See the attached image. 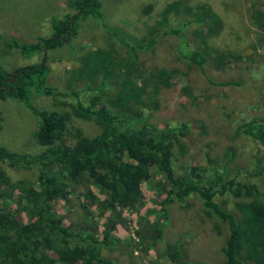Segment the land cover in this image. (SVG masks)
Masks as SVG:
<instances>
[{
  "label": "trees",
  "instance_id": "16d2710c",
  "mask_svg": "<svg viewBox=\"0 0 264 264\" xmlns=\"http://www.w3.org/2000/svg\"><path fill=\"white\" fill-rule=\"evenodd\" d=\"M66 4L65 15L49 19V35L30 43L1 38L5 49L16 50L25 58H40L38 63L12 71L0 65V103L7 99L19 102L38 118L33 139L43 150L34 155L20 154L0 146V264H114L113 258L103 255L118 242L112 239L113 228L123 210L141 204V186L148 184L153 174L162 179L164 202L183 203L196 196L203 215L222 224L218 264H264V190L254 183L239 182L227 171H218L209 157L205 167L180 165V172L174 169L176 155L188 151L191 128L189 123L171 127L154 122L160 111V91L170 88L181 75L173 69L147 70L138 62L139 54L153 53L159 41L156 36L129 44L104 25L99 0H68ZM171 17L184 21L181 30L185 24L199 26L190 39L180 30L162 31V37L172 34L177 38V59L185 67L198 70L211 86H240L239 81L231 80L215 83L205 74L209 64L215 70H225L240 58L217 53L209 46V39L222 30V22L211 8L204 4L194 9L178 2L169 4L147 36L164 29ZM87 18L97 22L116 43L106 51L86 52L80 67L69 72L66 89L61 91L48 82L47 55L68 46L79 22ZM252 18L264 33V13L255 9ZM33 92L50 98L53 106L68 110L35 108L30 101ZM72 119L94 122L99 133L83 136L71 126ZM1 122L0 115V128ZM233 137L247 138L264 152V118L239 124ZM226 157V162L230 161V152ZM252 166L255 176L264 177L259 160ZM3 167H35L36 178L14 183ZM81 185L90 186L81 201L84 210L97 203L91 188L105 196L100 209L108 214V222L102 236L86 224L69 222L57 208L60 203L68 204ZM219 196L230 197L239 215L225 211L216 202ZM157 214L155 226L138 234L140 252L153 249L169 225L164 207L160 206ZM169 257L181 260L184 256L182 250L174 248Z\"/></svg>",
  "mask_w": 264,
  "mask_h": 264
},
{
  "label": "rangeland",
  "instance_id": "374dc122",
  "mask_svg": "<svg viewBox=\"0 0 264 264\" xmlns=\"http://www.w3.org/2000/svg\"><path fill=\"white\" fill-rule=\"evenodd\" d=\"M67 1L0 0V65L12 71L38 63L40 58L37 56L25 58L16 50L5 49L1 38L30 43L37 37L49 35V19L65 15L68 11ZM99 1L102 3L104 25L111 33H117L129 44L142 42L151 36L159 40L152 54H139L138 62L144 68H166L181 73L170 88L160 91V111L154 121L158 126L163 122L171 127L179 123L190 125L189 148L184 155L177 154L173 159L175 171L180 172V165L205 167L206 158L209 157L218 171H227V175L236 176L239 182L254 183L264 190V177L255 176L252 166L254 160H259V164L264 166V152L247 138L233 137L239 124L255 117L264 118V33L252 18L255 9L264 13V0ZM175 2L189 9L207 5L221 20L220 34L209 39L208 44L217 53H231L240 58L225 70H215L209 64L205 74L215 83L231 80L239 81L240 86H211L198 70L185 67L177 59V38L172 34L161 36L162 31L180 30L182 36L190 39L199 27L197 24H185L181 30L184 21L178 22L171 17L167 19L164 29L147 36L148 29L160 19L163 9ZM115 43L93 19L79 22L77 34L69 45L48 53V82L64 91L69 72L80 67V60L86 52L96 49L106 51L110 44ZM85 97L81 94L83 102H86ZM30 101L37 109L68 110L53 106L50 98L35 92L31 93ZM0 115V146L20 154L34 155L43 150L33 139L38 118L23 104L7 99L0 103ZM71 126L88 138L99 133L98 125L91 121L72 119ZM228 152L232 158L226 162ZM3 169L14 183L32 182L37 174L35 167ZM88 188L90 186H79L69 203H60L57 208L69 222L76 226L86 224L94 228L98 236H102L108 222V214L105 215L100 209L105 196L91 188L97 203L89 206V211L84 210L81 201L85 200L83 195ZM140 197V205L120 213V222L116 223L111 233L112 239L118 242L111 250L104 251L105 257L113 258L114 264L219 263L223 226L219 221L207 219L203 215L201 203L196 196H190L183 203L172 200L164 202L162 179L153 174L148 184H142ZM216 202L225 211L239 215L230 197L219 196ZM160 206L169 215V225L153 249L140 252L138 234L142 229L155 226L159 220L157 212ZM21 218L25 220L23 215ZM68 221L64 223L68 224ZM174 248L182 250L184 257L181 260L169 257Z\"/></svg>",
  "mask_w": 264,
  "mask_h": 264
}]
</instances>
